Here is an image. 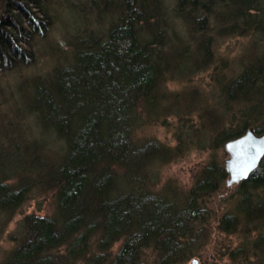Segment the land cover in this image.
Listing matches in <instances>:
<instances>
[{
	"label": "trees",
	"instance_id": "1",
	"mask_svg": "<svg viewBox=\"0 0 264 264\" xmlns=\"http://www.w3.org/2000/svg\"><path fill=\"white\" fill-rule=\"evenodd\" d=\"M51 1L0 0V227L34 195H50L53 205L51 213L22 217L0 264L183 263L202 240V199L227 173L206 166L188 193L169 198L149 184L169 148L133 133L147 120L168 124L177 115L187 123L176 134L181 150L198 131L185 118L192 105L183 107L179 95L170 100L165 84L210 67L216 95L205 110L197 107L198 117L204 123L214 112L219 123L204 124L205 148L249 127L264 132V111L255 105H264V54L226 78L213 47L214 39L248 29L264 37L263 0H86L94 18L69 7L67 49L53 42L38 49L57 19ZM41 56L50 61L45 69L35 68ZM190 95L197 98V89ZM238 189L241 216L260 221L250 246L262 258L264 155ZM145 250L156 259L144 261Z\"/></svg>",
	"mask_w": 264,
	"mask_h": 264
},
{
	"label": "rangeland",
	"instance_id": "2",
	"mask_svg": "<svg viewBox=\"0 0 264 264\" xmlns=\"http://www.w3.org/2000/svg\"><path fill=\"white\" fill-rule=\"evenodd\" d=\"M60 2H63L64 5H59ZM50 5H52L53 11L57 14V19L52 29L48 30V37L45 40H38L36 46L40 49L41 46H47L53 42L62 50H66V31L72 33L74 29V23H72L74 21H72V13L70 11L72 9H69V7L71 5L75 6L77 11L87 15L88 18H94L95 14L91 11V8L88 7L86 0H52ZM214 40V53L218 59L222 58L225 60L223 73L226 74L224 75L226 78L227 76L229 77L231 69L237 71L241 69L243 65L250 63L254 58H261L264 54V37L259 30L255 31L253 29H248L247 32L242 35H222ZM48 62L50 61H48L47 57L41 56L35 68L45 69L46 63ZM212 70V67L201 70L199 75L194 77L184 75L171 76L169 77V81L165 84V88L169 90L170 100L172 99L170 95H179L178 100H180L183 107L185 106L186 108V103L192 105V110L184 115L187 120L191 119V123L194 124H192L194 129L198 131L195 134L196 137H193L189 142L184 141L182 143L184 145L180 146L182 148L181 150L176 149L178 144L176 134L181 130L180 126H182V130H184L183 127L186 126L187 123H185L186 121L181 122V119H179L177 115H169L167 117L169 121L168 124H162L163 121L147 120L133 133L135 139H153L169 148V156L152 166L150 170L151 175L154 173L155 177L152 175L153 179L149 182L153 190H162L163 188L167 190L169 198L172 197V194L180 198L188 193L196 177L199 176L206 166L214 165L217 167L222 165L226 171L225 159L229 157V153L226 150L225 144L236 137L229 138L222 144L221 141H219V144L214 147L213 151L205 148L209 147L207 141L210 138V135L204 133L205 126L206 128L209 126L212 128L218 125L219 122L215 121L218 115L213 112V116L211 115L212 113L209 114V117L207 115L208 118L204 116V123L199 122L200 119L198 117L197 107H201L202 105L200 104H203L202 109L205 110L213 103L212 100L215 99L216 90L213 87L217 77L213 74ZM220 74H222V72L219 73V75ZM194 89H197L198 96L197 98H190V93ZM181 95L185 97L181 99ZM258 104L255 105L260 108L261 111H264L263 103L260 102V104ZM196 124L202 126L201 129H197L198 125ZM234 125L237 124H230L231 127ZM254 132L256 131L254 130ZM256 133L260 134L263 132ZM228 178L229 175L227 173V176L222 181L218 182L216 189L203 197V222H201L197 228L203 233L202 240L198 245L192 248L193 253L191 257L183 263L178 264H264V256L259 258L254 254V251H251L250 246V241L255 239L260 232L258 227H253V223L258 224L260 221H258L256 217L254 218L251 213H249L247 220L245 217L241 216L244 204H242L243 200L240 198L241 194H239L238 187L244 178L230 183L227 182ZM256 192H252L251 190L250 193H255V196L259 194L261 197L264 190H258L257 194ZM250 196L254 200L255 196L253 194ZM51 202L52 198L48 194L47 196L34 195L20 207L19 211L10 221L1 225L0 259L9 253L13 246H15L18 240V223L21 221L22 217L30 213H51L53 207ZM227 215L231 217V223L230 221L229 223L224 222ZM244 220L249 222V224L246 225V221ZM246 241L247 244H245ZM120 243L121 242L118 241L111 247L110 250L112 253H116ZM249 247L250 249L247 251L248 255L242 252ZM236 249L238 250L235 251ZM145 251L143 256L144 261H154L156 259L153 252L150 250Z\"/></svg>",
	"mask_w": 264,
	"mask_h": 264
},
{
	"label": "water",
	"instance_id": "3",
	"mask_svg": "<svg viewBox=\"0 0 264 264\" xmlns=\"http://www.w3.org/2000/svg\"><path fill=\"white\" fill-rule=\"evenodd\" d=\"M225 146L229 153L225 159V169L229 175L227 182L230 183L247 177L256 168L264 155V133L257 134L249 128Z\"/></svg>",
	"mask_w": 264,
	"mask_h": 264
},
{
	"label": "bare ground",
	"instance_id": "4",
	"mask_svg": "<svg viewBox=\"0 0 264 264\" xmlns=\"http://www.w3.org/2000/svg\"><path fill=\"white\" fill-rule=\"evenodd\" d=\"M247 129H249V128H247ZM264 133V132H263Z\"/></svg>",
	"mask_w": 264,
	"mask_h": 264
}]
</instances>
